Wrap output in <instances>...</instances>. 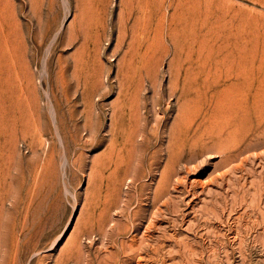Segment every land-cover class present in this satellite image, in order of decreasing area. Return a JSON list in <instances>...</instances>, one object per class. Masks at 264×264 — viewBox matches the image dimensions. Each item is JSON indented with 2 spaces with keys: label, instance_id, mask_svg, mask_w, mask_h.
<instances>
[{
  "label": "rangeland",
  "instance_id": "1",
  "mask_svg": "<svg viewBox=\"0 0 264 264\" xmlns=\"http://www.w3.org/2000/svg\"><path fill=\"white\" fill-rule=\"evenodd\" d=\"M0 264H264V0H0Z\"/></svg>",
  "mask_w": 264,
  "mask_h": 264
}]
</instances>
